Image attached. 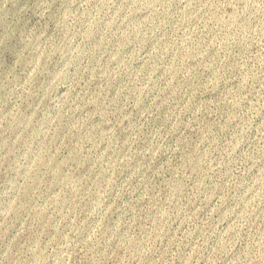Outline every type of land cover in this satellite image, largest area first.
I'll list each match as a JSON object with an SVG mask.
<instances>
[{
	"label": "rangeland",
	"instance_id": "obj_1",
	"mask_svg": "<svg viewBox=\"0 0 264 264\" xmlns=\"http://www.w3.org/2000/svg\"><path fill=\"white\" fill-rule=\"evenodd\" d=\"M0 264H264V0H0Z\"/></svg>",
	"mask_w": 264,
	"mask_h": 264
}]
</instances>
